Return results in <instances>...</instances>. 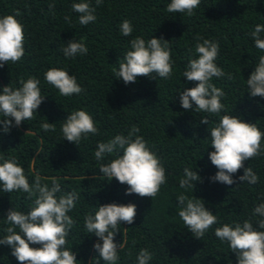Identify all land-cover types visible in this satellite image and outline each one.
<instances>
[{
	"label": "trees",
	"instance_id": "1",
	"mask_svg": "<svg viewBox=\"0 0 264 264\" xmlns=\"http://www.w3.org/2000/svg\"><path fill=\"white\" fill-rule=\"evenodd\" d=\"M78 2L82 0H0V17L16 15L25 32L23 58L0 67V93L9 84L14 89L21 87V77H36L44 97L32 120L22 121L9 132L0 125V154L16 157L30 184L39 174L42 183L51 186L53 178L60 183L57 197L79 194L75 208L68 213L76 224L65 245L77 254V264H107L94 248L102 239L84 227V217L94 216L98 207L107 203L137 206L134 223L118 225L114 239L123 247L116 264H138L141 249L152 253L149 264H238L229 243L221 241L215 229L251 220L254 228L264 231L258 225L264 217L253 214L264 203V139L261 154L246 160L233 174L234 183L227 185L211 179L218 169L209 159L214 151L209 129L227 114L256 123L264 132V96L253 97L247 87V79L264 55L251 36L256 25H264V0H201L191 16L168 12L171 0H103L99 6L96 0H87L96 9V19L88 25H81L80 14L72 10L71 5ZM125 19L133 27L130 36L120 31ZM197 35L219 43L215 63L225 75L210 81L226 93L221 98L225 108L218 115L195 111V104L186 111L180 104L181 92L198 83L183 77L188 62L198 57ZM137 36L146 41L154 36L168 40L171 78L152 73L154 78L140 76L134 83L125 84L115 76L114 69L119 70L131 50L130 41ZM72 39L85 43L87 53L65 57L63 48ZM51 68L66 69L83 91L61 95L45 79ZM80 109L92 116L98 133L87 134L77 144L64 139L61 129L66 118ZM203 116L208 117L209 124L200 122ZM45 121L55 123L56 130L45 132L40 126ZM133 125L139 127L137 135L148 141L166 170V183L154 200L126 194L127 184L100 173V165L111 162L115 153L101 161L94 156L100 142L118 134L127 136ZM185 167L201 177L193 182L192 189L179 186ZM247 167L259 177L257 183L238 179ZM181 193L203 199L205 207L217 216V223L206 231L203 240L197 239L178 215ZM27 197L22 190L0 191V239L7 235L4 229L9 226V209L26 213L34 206L35 197ZM11 252V246L0 245V264H20Z\"/></svg>",
	"mask_w": 264,
	"mask_h": 264
},
{
	"label": "clouds",
	"instance_id": "2",
	"mask_svg": "<svg viewBox=\"0 0 264 264\" xmlns=\"http://www.w3.org/2000/svg\"><path fill=\"white\" fill-rule=\"evenodd\" d=\"M103 0H96V5H101ZM201 0H171L167 5L170 13H187L191 16L200 5ZM50 8L53 5H49ZM72 10L79 13V23L88 25L95 21V7L87 0L73 3ZM66 19L70 18L66 17ZM124 36L133 32L132 24L125 19L120 25ZM264 25H256L251 36L255 40V47L264 51ZM195 53L197 58L191 59L183 77L189 81L198 82L195 87L188 88L180 94V104L184 110L218 115L225 108L221 98L226 93L215 84L211 83L213 77H223V69L215 63L219 55V43L204 39L197 35ZM25 32L21 21L14 14L0 17V67L5 63L20 61L25 52ZM202 40V43L200 42ZM163 41V43L161 42ZM131 50L127 51L119 70L114 69L115 76L122 78L125 84L134 83L140 76L154 78L156 73L164 79L171 78L172 57L168 40L153 37L145 40L137 36L130 41ZM88 51L85 43L72 39L63 48L65 57L84 55ZM229 74V79H231ZM47 83L56 87L63 96H72L83 91L74 75H69L66 69L51 68L45 73ZM21 87L13 88L11 84L4 86L0 93V125L4 132H9L13 126H20L24 120H32L34 113L44 100L39 87L40 81L36 77L25 80L20 78ZM250 94L264 96V55L259 57L255 70L247 79ZM13 121L15 122L13 124ZM209 124L207 116L200 121ZM41 128L45 131H55V123L43 122ZM210 130L211 146L214 148L209 154L212 164L218 172L211 177L213 181L232 185L233 174L244 167V162L261 154V142L264 132L256 123L242 120L238 115H223L215 127ZM64 139L79 144L82 137L87 134H96L98 129L92 116L83 109L73 111L65 120L61 129ZM140 132L138 126L133 125L127 136L118 134L107 142H100L94 153L95 159L101 161L105 155L116 154V157L107 164H101L99 171L110 179L116 178L121 184H127L126 194H137L141 197L157 196L160 188L166 183V170L160 157L153 152L148 141ZM123 150V154H119ZM242 182L255 184L259 177L247 167L244 174L238 178ZM201 180L198 172L185 167L184 176L179 181L183 189L195 187L193 182ZM0 191L11 193L22 190L28 194L29 199L35 197L34 206L28 212L8 210L6 220L8 227L4 229L7 235L0 239V245H9L11 255L20 264H77V254L65 245L70 229L76 221L68 214L75 208L79 194L69 192L57 197L61 191L60 183L53 178L51 186L41 182L39 174L34 182L29 183L23 167L17 162L16 157H5L0 154ZM178 215L197 239L204 237L206 231L215 223L217 216L205 207L203 199L190 198L185 193L178 195ZM137 213L134 203L118 204L107 203L98 207L95 215L88 214L84 217V227L87 233H94L102 239L94 244L99 257L107 264H116L120 259L119 249L123 247L114 239L119 231V224H133ZM254 215L264 217V203L259 204L253 212ZM259 229H264V219L258 221ZM19 228V232L16 229ZM215 235L221 241H227L232 252L236 254L238 264H264V231L253 227L251 220L235 226L224 224L215 229ZM135 243V242H134ZM39 245V247H32ZM130 255V253H129ZM152 253L141 249L137 256L138 264H149ZM99 264V261H97Z\"/></svg>",
	"mask_w": 264,
	"mask_h": 264
}]
</instances>
